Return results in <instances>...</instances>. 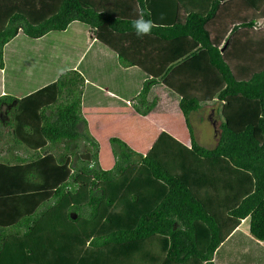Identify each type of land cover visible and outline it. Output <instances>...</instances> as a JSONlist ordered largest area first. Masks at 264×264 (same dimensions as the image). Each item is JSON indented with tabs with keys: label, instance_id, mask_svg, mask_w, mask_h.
Returning <instances> with one entry per match:
<instances>
[{
	"label": "trees",
	"instance_id": "obj_1",
	"mask_svg": "<svg viewBox=\"0 0 264 264\" xmlns=\"http://www.w3.org/2000/svg\"><path fill=\"white\" fill-rule=\"evenodd\" d=\"M246 1L256 10L264 2ZM220 2L211 0L206 13L189 11L184 22H179L175 19L177 0H0V67L3 47L12 37L25 42V51V38L37 39L65 30L74 21L82 23L92 37L115 50L122 65H138L147 72L132 102L136 111L147 113L156 102L147 101V92L154 83H164L180 95L190 154L224 157L234 169L251 177L238 180L234 170L227 177L221 171L222 180L234 178L231 184L238 185L237 196L243 194L227 213L235 218L249 216L250 232L264 240V68L248 79L234 77L204 27ZM134 10L150 13L146 18L156 24L150 35H135L131 27ZM255 22L237 23L232 30ZM21 56L11 54L9 61L15 63ZM27 85L30 92L20 98L7 92L0 95V136L28 150L24 156L12 155L14 161L0 156V259L10 253L11 264H68L84 247L80 256L89 252L88 259L97 260L107 244L162 233L169 237L168 260L196 257L204 264H216L212 257L220 243L218 223L186 182L166 170L156 156L110 136L114 164L100 166L98 141L81 115V76L76 70L62 68L55 81L42 87L34 88L32 78ZM54 89L65 96L63 101L56 99ZM214 99L221 101L223 120L215 146L206 147L195 138L189 113ZM7 103L10 106L3 114L2 105ZM138 164L164 182L166 192L152 209L140 214L134 226L94 234L88 220L102 214L116 197L134 196L132 186L128 187L132 182L124 190L119 182ZM237 198L227 201L233 204ZM42 218L44 226L39 223ZM195 220L209 229L205 250L198 248Z\"/></svg>",
	"mask_w": 264,
	"mask_h": 264
},
{
	"label": "crops",
	"instance_id": "obj_2",
	"mask_svg": "<svg viewBox=\"0 0 264 264\" xmlns=\"http://www.w3.org/2000/svg\"><path fill=\"white\" fill-rule=\"evenodd\" d=\"M210 3L211 0H177L175 19L184 22L189 11L204 14L209 9ZM250 19H255L254 25L240 26L232 30L235 24ZM79 25L80 22L74 21L67 29L73 26L74 33H77V30H80ZM204 27L208 31L211 42L220 48L221 55L235 78L248 79L255 71L264 68V2L260 9L256 10L246 0H221L216 12L205 22ZM82 33L84 41L74 56V58L77 57L72 64L64 68L74 69L81 76L80 111L87 121L90 134L98 141L100 166L110 168L114 164L109 143L110 136L120 137L130 147L143 154H153L166 170L186 182L218 223L220 243L212 257L216 264H264V240L256 238L250 232L249 216L235 218L227 213V210L236 205L243 195L237 196L238 185L230 186V189H233L231 195L239 197L233 204H229L226 198H212L209 193L207 197L204 193L207 192L204 188L208 187L210 191L213 185L218 187L222 184H218L216 176L212 177V172L232 171L234 167L221 156L206 160V158L190 154L188 150L190 133L179 106L180 95L162 82L154 83L147 92L146 99L148 102L156 100L155 105L145 114L136 111L132 102L140 91L143 81L148 77L147 72L138 65H122L115 50L92 37L90 30L86 29ZM42 37L46 35L39 38ZM18 38L14 36L4 45L11 48H7L4 54L7 65L3 62V67H0V95L7 92L20 98L31 90L30 86H24L27 82L23 85L17 82L11 84L9 79L8 84H4V75L9 63L12 62L9 61V55L24 52L22 48L14 44ZM22 60L21 56L14 61L18 65ZM15 63L12 62L10 75L13 79H18L22 71H20L21 67L18 70L15 68ZM99 66H102L101 71ZM44 67L45 64H42V68ZM42 73H45V70H41L40 75ZM59 73L44 78L34 88L55 81ZM25 78L28 79L26 72ZM54 91H56V99L60 101L65 99L64 95L59 96L57 89ZM8 106H10L8 103L2 105L3 114ZM220 109L221 101L214 99L202 102L199 108L189 113L195 138H199L198 135L196 137L195 123L204 122L203 126L201 124L199 127L206 132L204 135L211 139L210 147L215 146L219 136V124L223 120ZM194 113L195 123L192 121ZM5 139L10 145L4 147L5 141L0 144V156L14 161L15 158H11L12 155L24 156L28 153L22 145H14L7 136ZM198 159L203 162L198 164L197 162L200 161ZM202 171L209 175L200 176ZM129 173L127 177L119 176L122 179L126 178L119 182V188L124 190L127 184L132 182L128 184V187L132 186L134 196L132 198L116 197L114 203L107 206L102 214L88 220L92 222L94 234L134 226L140 214L152 209L167 190L164 182L153 178L140 164L134 166ZM44 221L45 219L42 218L39 223ZM12 236L9 235V237ZM195 236L198 248L205 250L210 239V232L201 220H195ZM168 244V235L154 233L142 239L107 244L101 248L103 251L97 260L88 259L89 252L84 253L83 257L80 256L84 250L82 247L77 255L67 262L68 264H204V261L196 257H190L182 262L168 260L166 257ZM7 254L5 258L0 259V264H11L9 261L13 256H10V253Z\"/></svg>",
	"mask_w": 264,
	"mask_h": 264
},
{
	"label": "rangeland",
	"instance_id": "obj_3",
	"mask_svg": "<svg viewBox=\"0 0 264 264\" xmlns=\"http://www.w3.org/2000/svg\"><path fill=\"white\" fill-rule=\"evenodd\" d=\"M82 23H80V25L78 27H80V30H77V33H74V27L71 26L69 29H67L66 31H52L51 33H49V35H47L46 37H42V38H38V39H30V38H25V40H27L26 48L25 51L23 52V60L22 62H19L20 64L16 65L15 68L18 70V68H20L21 66H23V71L21 72V74L19 75L18 79H13L11 77V71L10 69L12 68V62L9 63V66L6 70L5 73V77H6V85L8 84V81L10 79L11 84L12 83H20V84H24L25 82L31 81V78L34 80L35 85L40 83L41 80H43L44 78H49L52 75H54L55 73H59V71L72 64L74 59V56L76 55V52L78 51V47L83 43L84 41V34L82 33V31L86 30V27L81 25ZM82 33V34H81ZM15 45L17 47L22 48V45L25 43L20 37L18 39H16L14 41ZM15 46V47H16ZM10 49L11 46L7 47L4 46V54L7 52L6 50ZM28 55V56H27ZM49 59V60H46ZM14 60V59H12ZM3 62L5 65L6 64V58H3ZM26 63V64H25ZM42 64H45V67L42 68ZM27 67V69H25ZM14 68V69H15ZM20 69V70H21ZM45 70V73H42L40 75V71ZM99 70H102V66H99ZM25 72H26V77L29 79L25 78ZM28 87V85L26 86ZM192 121L193 123H195V113L194 115H192ZM204 124L203 123H195V127H196V137L197 135L199 136V138L197 137V140L199 141V143H201L202 145H205L207 147H210L211 145H209V143L211 142V139L209 137H207V135H204L206 132H203V129H200V125ZM200 133V134H199ZM202 133V135H201ZM6 136L1 135L0 136V144H2L4 142V139ZM9 142H6L4 144V147L9 146ZM200 161H198V164H201V159H198ZM207 160V159H206ZM203 162V161H202ZM207 162V161H206ZM211 163V162H210ZM208 163V164H210ZM205 164V162H204ZM234 171L236 172V179H249L251 180V177H249V175L247 173H244V171H239L234 169ZM205 171H202L199 175L206 177L208 176V174H203ZM230 170H226V176H229L230 174ZM212 177L213 176H218L220 179H218L216 177V179L218 180V184L222 183L221 185H219L218 187H216V185H213V188L209 191V188H204L207 192H204L207 197H208V193L211 194V197L213 198H226L228 201H231L233 199V195H231V191H233V189H230V186H232L231 183H234L233 179H229L227 178L226 180H222L225 178L223 173L221 172V170L218 171H214L211 173ZM228 180V181H227ZM230 181V182H229ZM249 182V181H248ZM207 186H212V185H208ZM243 186V184H242ZM230 189V190H229ZM204 194V195H205ZM111 219V218H110ZM112 221V220H111Z\"/></svg>",
	"mask_w": 264,
	"mask_h": 264
},
{
	"label": "clouds",
	"instance_id": "obj_4",
	"mask_svg": "<svg viewBox=\"0 0 264 264\" xmlns=\"http://www.w3.org/2000/svg\"><path fill=\"white\" fill-rule=\"evenodd\" d=\"M134 11H136V17L132 20L131 27L135 35L138 38L150 35L152 30L156 27V24L150 18H146L150 16V13L143 10Z\"/></svg>",
	"mask_w": 264,
	"mask_h": 264
}]
</instances>
